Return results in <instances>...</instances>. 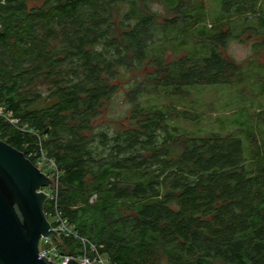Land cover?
I'll return each mask as SVG.
<instances>
[{
	"label": "trees",
	"instance_id": "16d2710c",
	"mask_svg": "<svg viewBox=\"0 0 264 264\" xmlns=\"http://www.w3.org/2000/svg\"><path fill=\"white\" fill-rule=\"evenodd\" d=\"M147 1L0 2V109L17 121L0 115V139L34 165L53 160L44 211L113 264H264V110L202 135L170 123L173 106L143 103L236 84L241 66L220 49L237 23L264 34L263 0H222L210 25L203 0H156L172 18Z\"/></svg>",
	"mask_w": 264,
	"mask_h": 264
},
{
	"label": "rangeland",
	"instance_id": "374dc122",
	"mask_svg": "<svg viewBox=\"0 0 264 264\" xmlns=\"http://www.w3.org/2000/svg\"><path fill=\"white\" fill-rule=\"evenodd\" d=\"M221 1L203 0L207 14L206 24L210 25L216 18L226 13L221 6ZM147 4L151 12L162 18H172L176 15L156 0H148ZM225 30L227 27L222 29L224 32ZM263 41L264 34L256 24L237 23L231 37L220 49L224 57L241 66V70L233 77L236 84L199 86L198 88L194 86L195 88L188 91L189 94L185 98L165 96L160 92V97L156 95L143 97V103L164 107L173 106L175 111L168 112L171 117L176 118H172L170 123L181 131L202 135L237 131L236 126L231 122L240 112L239 108L243 106L251 108L250 114L257 113L258 109L264 110V92L260 91L261 85H264V47L261 45ZM256 65L259 67L257 68ZM119 102L121 97L115 102L114 107L117 111L127 108V104L118 105ZM220 120L223 122L220 123ZM260 126L264 129V125Z\"/></svg>",
	"mask_w": 264,
	"mask_h": 264
},
{
	"label": "water",
	"instance_id": "95a60500",
	"mask_svg": "<svg viewBox=\"0 0 264 264\" xmlns=\"http://www.w3.org/2000/svg\"><path fill=\"white\" fill-rule=\"evenodd\" d=\"M53 181L25 155L0 139V264H56L39 252L52 236L44 204ZM66 264H79L69 259Z\"/></svg>",
	"mask_w": 264,
	"mask_h": 264
},
{
	"label": "built area",
	"instance_id": "2783aa9c",
	"mask_svg": "<svg viewBox=\"0 0 264 264\" xmlns=\"http://www.w3.org/2000/svg\"><path fill=\"white\" fill-rule=\"evenodd\" d=\"M4 2V0H0ZM0 115L4 116L11 124H16V120L11 118L9 113H3L0 109ZM30 156H33L30 154ZM35 166H37L41 171L44 168L54 171L50 172V177L53 184L49 188H44L43 191L47 194V200H53L57 194V171L53 160L41 156L36 159ZM43 172V171H42ZM44 173V172H43ZM46 200V201H47ZM45 216L50 223L51 229L58 234L59 240L52 236H43L40 238L39 242V252L49 261L56 264H66L69 259L78 262L79 264H113L109 261L108 257L104 254H100L94 244L88 242L85 238L80 237L74 227L61 216L58 211L45 212ZM71 238L73 240H78L81 245V252L79 253H69L65 249L60 247V239Z\"/></svg>",
	"mask_w": 264,
	"mask_h": 264
}]
</instances>
